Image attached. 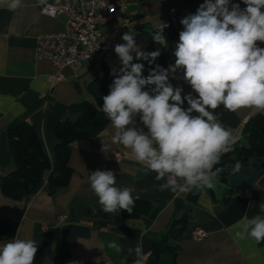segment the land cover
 Wrapping results in <instances>:
<instances>
[{
    "label": "crops",
    "instance_id": "crops-1",
    "mask_svg": "<svg viewBox=\"0 0 264 264\" xmlns=\"http://www.w3.org/2000/svg\"><path fill=\"white\" fill-rule=\"evenodd\" d=\"M39 1L42 0H22V6L15 11L0 4V184L13 169L6 136V126L12 119L32 124L44 152L52 156L54 127L68 114V107L80 100L93 101L90 83L107 87L112 84L114 76L107 74L121 67L114 46L124 43L122 35L133 34L147 52L161 21L175 28L177 43L183 30L181 19L194 14L204 2L122 0L130 19L120 14L102 25V36L113 42V51L104 58L103 69L98 73L94 69L96 55L92 62L76 67L62 65L59 69L48 60L37 58L36 35L62 31L66 21L63 15L42 14ZM134 62L144 64L146 77L150 69L147 62ZM170 82L183 87L182 95L192 92L183 79L170 78ZM256 112L264 111L242 108L232 112L220 105L214 114L226 129L232 130L237 141L243 142V122ZM113 133L109 121L98 135L73 141L68 158L70 181L54 194L48 192L46 179L20 200L4 195L0 189V217L16 225L15 234L0 238V245L14 239H32L38 247L34 264H133L135 257L129 255V249L142 241L143 264H147L145 257L152 244L164 237L171 249L163 252L156 264H264V240L257 242L250 236L241 239L233 227L244 216L264 217V156L250 158L235 173L236 163L227 162L224 179L215 177L214 188L205 187L191 198L189 192L160 191L159 185L167 179L157 181L155 172H145L129 149L112 142ZM96 170H111L116 176L115 186L132 188L133 198L149 201V212L133 219L104 213L88 179ZM239 190L246 192L239 195ZM182 216H186L183 228L178 233L169 232L172 221ZM197 229L206 235L195 238ZM111 242L119 245L121 251L109 248Z\"/></svg>",
    "mask_w": 264,
    "mask_h": 264
},
{
    "label": "clouds",
    "instance_id": "clouds-1",
    "mask_svg": "<svg viewBox=\"0 0 264 264\" xmlns=\"http://www.w3.org/2000/svg\"><path fill=\"white\" fill-rule=\"evenodd\" d=\"M0 4L15 11L22 0ZM180 23L183 30L173 49L174 63L167 68L155 63L160 50L145 52L133 34L122 35L124 43L114 46L121 67L111 70L114 79L102 105L114 129L112 142L129 149L145 172L156 173L157 181L167 178L159 190L173 193L214 188V178L223 171L214 166L238 139L214 114L220 105L232 112L264 111V0H204ZM167 27L160 21L152 35L163 48L168 47ZM139 60L150 65L146 77L144 64L134 62ZM170 78L183 79L192 92L182 95L183 87L173 86ZM240 168L237 162L233 173ZM88 179L104 213L133 212V189L116 187L111 170H96ZM233 227L241 239L264 240L260 215L244 216ZM108 247L121 251L115 242ZM37 251L32 239H14L0 245V264H34ZM133 254V264H143L142 241L129 249Z\"/></svg>",
    "mask_w": 264,
    "mask_h": 264
},
{
    "label": "trees",
    "instance_id": "trees-1",
    "mask_svg": "<svg viewBox=\"0 0 264 264\" xmlns=\"http://www.w3.org/2000/svg\"><path fill=\"white\" fill-rule=\"evenodd\" d=\"M232 3H240V0H231ZM245 7L241 3V8ZM158 29V28H157ZM157 31V30H156ZM175 28L169 25L164 30L168 41V47L163 48L151 41L147 52L160 50L161 55L155 61L156 64L166 67L174 63L172 55L175 46ZM149 65L148 61H146ZM150 66V65H149ZM154 66V65H153ZM111 76V74H107ZM110 88L96 82L89 84V92L93 101L80 100L71 104L68 114L54 127L55 144L52 156H48L42 147L39 134L29 122L15 118L6 126V136L9 151L13 162V169L2 178L1 192L15 200L26 197L44 179L47 181L48 192L54 194L68 186L72 175L69 166V156L73 141L87 139L98 135L109 122L102 110L103 96L109 93ZM243 142L236 141L232 150L222 154L215 168H222L216 177L223 180L225 177V165L229 161L239 162L241 165L250 158L264 156V112H256L247 118L241 127ZM203 189V188H202ZM202 189L193 188L189 191V197L194 198ZM133 212L121 210L118 215L125 218L138 217L147 214L151 208L149 201L135 197ZM186 216L173 220L169 232L178 233L183 228ZM14 222L0 217V238L12 237L16 231ZM166 238L158 239L147 254L146 263L156 264L160 255L170 250Z\"/></svg>",
    "mask_w": 264,
    "mask_h": 264
},
{
    "label": "built area",
    "instance_id": "built-area-1",
    "mask_svg": "<svg viewBox=\"0 0 264 264\" xmlns=\"http://www.w3.org/2000/svg\"><path fill=\"white\" fill-rule=\"evenodd\" d=\"M39 10L47 16H65L62 31L41 32L36 35L35 53L37 58L48 60L56 69L62 65L79 66L84 62L95 60V70L101 73L104 58L113 51V42L105 39L101 27L114 16L125 15L126 4L122 0H49L39 1ZM60 75L59 71L56 77ZM193 95H195L193 93ZM167 179V178H166ZM246 190H239L242 195ZM264 210V204H261ZM197 229L194 237L199 239L206 235ZM104 264H124L106 261Z\"/></svg>",
    "mask_w": 264,
    "mask_h": 264
},
{
    "label": "rangeland",
    "instance_id": "rangeland-1",
    "mask_svg": "<svg viewBox=\"0 0 264 264\" xmlns=\"http://www.w3.org/2000/svg\"><path fill=\"white\" fill-rule=\"evenodd\" d=\"M107 87V86H106Z\"/></svg>",
    "mask_w": 264,
    "mask_h": 264
}]
</instances>
